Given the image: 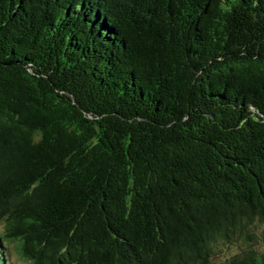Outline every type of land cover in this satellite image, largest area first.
<instances>
[{
    "label": "trees",
    "instance_id": "trees-1",
    "mask_svg": "<svg viewBox=\"0 0 264 264\" xmlns=\"http://www.w3.org/2000/svg\"><path fill=\"white\" fill-rule=\"evenodd\" d=\"M0 221V264H264V0H0Z\"/></svg>",
    "mask_w": 264,
    "mask_h": 264
},
{
    "label": "rangeland",
    "instance_id": "rangeland-1",
    "mask_svg": "<svg viewBox=\"0 0 264 264\" xmlns=\"http://www.w3.org/2000/svg\"><path fill=\"white\" fill-rule=\"evenodd\" d=\"M2 230H3V224L0 221V231H2ZM230 247H231L230 250L222 248L223 252L219 256L222 258V257L230 255L232 252H235L238 250L237 247L234 245H231ZM257 248L260 251L264 250V239L261 236H259ZM10 260L12 261L13 264H28L25 260H22L19 257V255L16 253V251L14 249H11Z\"/></svg>",
    "mask_w": 264,
    "mask_h": 264
}]
</instances>
